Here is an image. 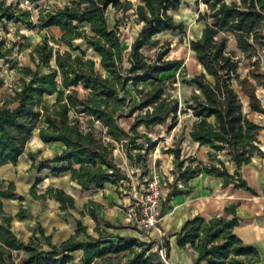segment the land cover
I'll return each mask as SVG.
<instances>
[{"label":"trees","instance_id":"1","mask_svg":"<svg viewBox=\"0 0 264 264\" xmlns=\"http://www.w3.org/2000/svg\"><path fill=\"white\" fill-rule=\"evenodd\" d=\"M183 2L140 0L134 6L131 0H69L64 6L40 8L39 25L59 27L63 31L59 41L69 43L70 49H56L44 39L30 53L35 67H21L20 87L0 106V166L18 161L42 119L40 140L64 146L43 163H66L49 168L53 174L71 172L72 180L83 188L90 184L102 188L106 183L129 179L115 160L117 144L126 146L132 158L129 143L133 149L141 150L143 145L137 139L150 140L138 131L139 126L151 129L170 122L171 131L177 127L179 115L190 111L194 121L189 137L208 147L209 161L191 156L185 159L180 149H171L182 184L188 186L191 178L206 173L223 178V186L233 183L238 188H248L239 170L255 156L264 155L259 139L264 125L250 115L264 114L257 92L264 88V0H195L206 6L198 17L204 26L198 37L189 40V47L202 71L185 81L192 90L181 99L165 96L168 82L162 74L181 64V60L167 57L171 43L161 45L154 57L145 55L142 49L159 45L156 36L165 31L186 32L185 22L174 15ZM109 8L134 10L142 24L127 58L120 31L109 23ZM32 15L30 9L0 0V22L32 26ZM230 35L237 50L228 47ZM75 39L84 40L98 59L75 47ZM6 55L7 51L0 47V58ZM243 61H247L246 74L241 72ZM148 82L149 88L137 87ZM129 84H133L139 97V104L134 107ZM49 98H53L51 103ZM123 117L135 118L130 131L121 125ZM95 123L100 124V131ZM222 156L236 165L235 173L229 171ZM39 182L31 188L33 198H54L61 210L76 208L74 197L63 189L50 186L38 193ZM8 198L26 200L16 192L13 181L0 180V264H70L75 261V252L81 253L78 264H163L153 241L111 232L109 228L118 227L109 221L101 228L94 201L87 208L97 222L96 235L90 234L87 225L78 219L75 234L60 245L54 244L42 227L24 241L12 229L14 215L4 209V199ZM230 214L232 218L226 217ZM17 216L26 218L28 210L21 208ZM239 223L235 205L226 207L223 215H196L185 222L176 242L179 247L191 246L198 253L193 264H260L258 250L234 232ZM82 234L85 239H79ZM166 249L169 257V241Z\"/></svg>","mask_w":264,"mask_h":264},{"label":"rangeland","instance_id":"2","mask_svg":"<svg viewBox=\"0 0 264 264\" xmlns=\"http://www.w3.org/2000/svg\"><path fill=\"white\" fill-rule=\"evenodd\" d=\"M7 3L14 2L24 9H30L33 13V25L27 26L22 23L7 21L0 22V47L7 51V55L4 58H0V106L7 100H10L14 95L16 88H19L22 80L20 75L21 67L25 65H31L35 67L33 60L31 59L30 53L33 48L44 39H47L50 45H53L56 49L62 51L70 49L69 43L63 41L60 42V38L63 35V31L56 26L42 28L38 21V11L40 8H54L64 6L69 0H6ZM136 6L140 0H131ZM206 9L205 4H196L195 0H184L180 9L174 12L177 20H183L186 24V32L181 34L179 32L165 31L156 36L160 43L157 46H145L142 51L145 55L154 57L159 51H161V45L166 41L171 43V49L167 57L171 59L181 60V64L178 68L165 72L162 74L164 80H167L168 87L165 91L167 97H179L183 98L185 95H190L192 86L185 83L195 75L202 71V66L195 57L193 51L189 47V40L198 37L203 29L204 23L198 21L200 11ZM107 16L111 26H115L120 31V35L123 40V47L125 58H127L131 52V46L136 40L142 24L137 21V17L134 10L123 12L114 8H109ZM75 47L84 49L88 57H94L98 59V56L90 49V47L82 39H75L72 41ZM229 49L237 50L235 46V40L230 35V41L228 45ZM77 53V50L73 51ZM239 53V56L243 55ZM45 70V69H42ZM242 74L247 73V61L241 63ZM150 82L138 84V88H149ZM128 89L133 94V101L131 107L139 104V97L136 95L135 87L133 84H129ZM258 95L262 99L264 104V88L258 89ZM54 98V97H53ZM53 98H49L48 102L51 103ZM245 110L248 111L246 99ZM140 113V112H137ZM136 113V114H137ZM251 117L264 125V114L257 112L250 113ZM134 117H123L120 120L121 125L130 131L131 124L134 122ZM194 117L191 112L182 113L179 115V123L176 128L169 131L170 122L162 125H156L153 128H146L144 125L138 127L140 133L148 135L147 138H139L137 142L143 145V149L135 150L129 143L131 148L132 158L127 152L126 146L117 144V148L114 151L115 160L124 167V171L127 173L129 179H136L140 184H144L145 180L157 174L163 187L162 195V221H161V232H155L154 235L148 239L140 229L134 228L131 225L128 227L134 230L136 233H140L142 241H153L154 249L161 250V247L168 243L166 223L173 217L168 215L170 208L174 204V198L176 194L181 190L185 189L182 181L179 178V171L176 167L175 157L171 149H180L182 158H188L189 156L195 157L197 160L207 158L208 147L197 146L189 137V131L191 130ZM38 126L44 124V120L40 119L37 122ZM97 131L101 130L99 123H95ZM130 142V141H129ZM37 142L29 144V147L35 148ZM47 152H54L57 150V145L45 146ZM191 161L188 160V163ZM196 165V162H193ZM134 171V172H133ZM128 186V183H126ZM39 188V186L37 187ZM40 189V188H39ZM122 193L125 192L122 190ZM9 211L11 206L7 203L5 205ZM97 209L96 204L94 205ZM70 219H73L74 214L71 212L66 213ZM85 223L90 231L96 235L95 223L85 215H79L76 213ZM127 223V222H126ZM128 224V223H127ZM100 225L105 226V220L101 218ZM22 225H17L16 230L21 233ZM57 232L55 233L56 236ZM56 238V237H55ZM79 239H85L84 234ZM167 251V249L165 250ZM23 255V254H21ZM75 257L74 263L78 264V260L81 257L80 252L73 253ZM169 261L174 263L173 261Z\"/></svg>","mask_w":264,"mask_h":264},{"label":"crops","instance_id":"3","mask_svg":"<svg viewBox=\"0 0 264 264\" xmlns=\"http://www.w3.org/2000/svg\"><path fill=\"white\" fill-rule=\"evenodd\" d=\"M39 127L33 132L32 137L27 142L25 152L19 157L18 161L0 166V180L13 181L16 184V192L26 198L24 201L17 198L4 199V209L14 215L12 229L16 235L20 239L28 241L34 232L42 227L45 235L50 237L54 244L60 245L75 234L77 220L81 219L76 213L80 216L89 217L96 224V229L97 222L90 216L87 208L89 202L94 201L97 206L96 211L99 220L101 221L102 218L105 223L109 221L118 227L109 228V231L142 238L140 233L131 230L128 227L129 224L126 223L123 208L131 201L132 195L126 191H124L125 194L122 193L120 182H109L102 188L94 184L83 188L72 180L71 172L53 174L49 167H62L66 163L51 162L44 164L43 162L60 153L64 146L59 142H42L39 138ZM259 139L261 141L260 147L264 152V128L260 130ZM35 142H37L35 148L29 147V144ZM195 143L197 146L204 147L198 142ZM49 145H57V150L47 152L45 146ZM38 151L40 152L35 154ZM29 153H34V155L30 156ZM222 157L226 160L229 171L235 173L237 170L236 165L225 156ZM200 160L205 163L209 161L206 157ZM118 164L121 166L120 163ZM122 168L124 169V167ZM239 172L247 182L248 188H238L233 183L223 186V178L200 173L191 178L188 181V186H184L185 189H181L176 194L175 202L168 213L173 217L166 223L165 227L170 243L169 258L171 261L181 264H193L197 258L198 253L191 246L181 248L176 242V235L186 221L196 215L205 218L213 215H223L226 207L235 205L240 223L235 227L234 232L244 243L252 245L258 250L261 256L260 264H264V155L255 156L250 163L243 165ZM39 180L37 187L39 186L40 189L37 188L38 193L44 192L50 186L63 189L74 197L76 208L61 210L60 203L54 198H33L30 191ZM125 181L128 183V188L132 184H140L136 179ZM7 203L11 206L9 211L5 207ZM21 208L28 210V216L24 219L17 216ZM81 211H84V214H81ZM68 212L74 214L73 219L67 216L66 213ZM226 217L232 218L233 215L230 214ZM18 224L22 225L21 233H18L15 229ZM100 227L104 228L101 225ZM88 232L94 235L89 229ZM154 234L155 232L152 234L145 233L148 239ZM201 264H207V262L202 261Z\"/></svg>","mask_w":264,"mask_h":264},{"label":"built area","instance_id":"4","mask_svg":"<svg viewBox=\"0 0 264 264\" xmlns=\"http://www.w3.org/2000/svg\"><path fill=\"white\" fill-rule=\"evenodd\" d=\"M120 185L123 191L132 195L131 201L123 208L127 223L145 233L161 232L163 187L160 177L154 174L144 184H132L130 188L125 180L120 181ZM165 250L162 246L163 264H181L170 262Z\"/></svg>","mask_w":264,"mask_h":264}]
</instances>
